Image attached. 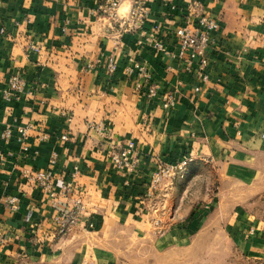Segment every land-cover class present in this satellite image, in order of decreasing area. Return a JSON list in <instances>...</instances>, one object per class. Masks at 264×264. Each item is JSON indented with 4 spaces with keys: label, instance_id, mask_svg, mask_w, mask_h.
<instances>
[{
    "label": "crops",
    "instance_id": "0c3cea01",
    "mask_svg": "<svg viewBox=\"0 0 264 264\" xmlns=\"http://www.w3.org/2000/svg\"><path fill=\"white\" fill-rule=\"evenodd\" d=\"M102 1L0 0V231L10 236L0 247V264H122L113 230L134 225L136 248L146 237L154 245L181 243L186 231L177 210L164 236L150 233L158 212L171 210L174 185L185 181L164 184L149 196L161 159L191 157L187 177L204 166L233 179L254 180L260 173L264 0H148L144 29L173 54L179 51L175 28L193 1L220 21L207 52V81L185 70L177 55L141 43L140 30L127 24L135 0H123L117 18L98 11ZM111 56L118 62L113 74L107 70ZM136 59L147 63L160 93L177 95L175 107L164 108L159 97L137 89L136 76L127 72ZM15 73L26 87L8 100L4 94ZM8 126L26 127V137L16 131L6 140ZM128 139L141 159L133 174L120 171L110 157ZM75 167L73 190L65 193ZM44 170L53 173L61 208L79 193L88 206L82 221L61 237L54 235L55 208L36 180ZM13 196L17 207L8 199ZM239 213L237 223L250 226L246 211ZM255 233L243 239L251 254L264 245Z\"/></svg>",
    "mask_w": 264,
    "mask_h": 264
},
{
    "label": "rangeland",
    "instance_id": "374dc122",
    "mask_svg": "<svg viewBox=\"0 0 264 264\" xmlns=\"http://www.w3.org/2000/svg\"><path fill=\"white\" fill-rule=\"evenodd\" d=\"M260 163L259 176L254 180L226 177L210 166L192 171L185 181L174 185L178 190L171 198V210L165 215L163 210L158 212L155 219H162V225L158 227L152 219L154 227L150 230L151 237L164 236L169 228L166 221H171L178 211L182 216L177 218L184 220L182 228L186 238L181 243H156L155 246L153 240L146 237L145 243L136 248L135 225L113 230L119 239L115 246L122 255V264H264V245L256 254L248 252L243 245L244 236L256 231L255 235L264 242L262 156ZM240 210L250 217V226H246L244 220L237 223L234 216L240 214Z\"/></svg>",
    "mask_w": 264,
    "mask_h": 264
},
{
    "label": "built area",
    "instance_id": "2783aa9c",
    "mask_svg": "<svg viewBox=\"0 0 264 264\" xmlns=\"http://www.w3.org/2000/svg\"><path fill=\"white\" fill-rule=\"evenodd\" d=\"M123 0H104L99 3L98 11L102 12L110 18H117L119 8ZM151 13V8L148 0H135L130 10V15L127 20L128 26H136L141 33V43L146 42L154 48L162 52L178 56L185 70L193 71L203 81L209 79L208 67L209 57L208 49L210 48L213 37L212 32L220 29V21L206 14L198 4L193 1L190 11L184 23L175 28V35L179 44V51L173 54L168 51L164 40L157 38L153 34H148L144 29V25ZM30 48L36 52H41L42 46L36 43H31ZM264 65V57L262 59ZM107 70L113 74L118 69L117 60L111 56L107 60ZM130 75L136 76V87L142 90L149 97H159L164 108L170 109L176 106L178 98L173 92L160 93V85L154 82V77L147 63L141 60H134L127 68ZM26 87V79L21 73H15L9 78V89L5 91L4 97L8 100L12 98L13 93H21ZM200 87L197 86L196 90ZM67 120H72V115H67ZM91 129L102 130L101 124L89 123ZM19 132L20 138L26 137L27 128L19 126L16 129L13 126H8L3 131V137L6 140L11 139L15 132ZM48 135L44 134L45 139ZM68 134L62 135V139H67ZM111 160L116 168L126 174L135 173L141 164V159L138 153L136 142L133 139H128L123 145L113 151ZM191 157H184L181 160H159L156 169L153 171L149 187L148 195L164 184H173L176 180L185 179L189 172ZM55 163V157L52 159ZM79 173V168L75 167L72 173L73 180L66 183L65 193L73 190L74 180ZM36 180L38 181L43 193L50 199L52 206L55 208L53 215L54 235L61 237L73 230V228L82 221V217L88 212V206L84 195L79 193L72 205L66 208H61L58 204V191L53 180L51 170L39 171ZM9 201L17 207L18 198L16 196L8 197ZM156 225H162V219L154 220ZM10 240L7 233L0 231V247Z\"/></svg>",
    "mask_w": 264,
    "mask_h": 264
}]
</instances>
